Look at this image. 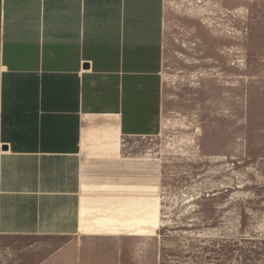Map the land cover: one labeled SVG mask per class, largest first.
Returning <instances> with one entry per match:
<instances>
[{"label":"crops","instance_id":"obj_1","mask_svg":"<svg viewBox=\"0 0 264 264\" xmlns=\"http://www.w3.org/2000/svg\"><path fill=\"white\" fill-rule=\"evenodd\" d=\"M166 11V0H0V239L30 242L0 248V264H120L114 239L87 231L84 155L106 134L128 174L122 143L162 132ZM45 239L60 244L48 252Z\"/></svg>","mask_w":264,"mask_h":264},{"label":"rangeland","instance_id":"obj_2","mask_svg":"<svg viewBox=\"0 0 264 264\" xmlns=\"http://www.w3.org/2000/svg\"><path fill=\"white\" fill-rule=\"evenodd\" d=\"M166 4L162 132L122 143L128 174L105 151L106 134L84 155L98 182L85 177L95 198L83 209L87 231L114 239L120 264H264V9L250 0ZM140 168L159 176L151 203ZM157 199L156 216L144 215ZM29 243L0 239V248Z\"/></svg>","mask_w":264,"mask_h":264},{"label":"bare ground","instance_id":"obj_3","mask_svg":"<svg viewBox=\"0 0 264 264\" xmlns=\"http://www.w3.org/2000/svg\"><path fill=\"white\" fill-rule=\"evenodd\" d=\"M124 162V161H123ZM137 162V161H136ZM141 162H142V160H141ZM140 169H142V170H140V173L139 174H135V175H137V176H145L146 177V181H147V184H146V188L149 190V193L146 195V199H147V203H151V196H152V191H153V186H152V184H150V183H153V181H152V179L153 178H159V176H157V175H153V174H144V171H143V168H140ZM141 171L143 172V173H141ZM151 181V182H150ZM136 187H138V185H136ZM157 201V203L158 204H156V205H154V207L155 208H145L144 207V210H143V214L144 215H147V214H150V216H156L155 214H154V211H155V209H156V211L158 210V208H159V202H160V199H157L156 200ZM141 205V207L143 206V203H141L140 204ZM145 206V205H144ZM146 206H147V204H146ZM143 217V216H142ZM141 218V217H140ZM156 218V217H155Z\"/></svg>","mask_w":264,"mask_h":264}]
</instances>
